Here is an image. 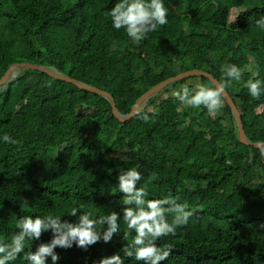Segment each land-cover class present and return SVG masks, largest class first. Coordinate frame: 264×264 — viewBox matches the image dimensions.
Returning a JSON list of instances; mask_svg holds the SVG:
<instances>
[{
    "label": "trees",
    "instance_id": "trees-1",
    "mask_svg": "<svg viewBox=\"0 0 264 264\" xmlns=\"http://www.w3.org/2000/svg\"><path fill=\"white\" fill-rule=\"evenodd\" d=\"M118 2L0 0V78L13 64L39 65L108 93L127 115L142 94L168 78L199 70L225 82L222 66L235 64L243 79L226 92L248 141L264 143V95L254 99L244 87L256 71L264 81V29L256 26L264 0H163L167 25L139 45L107 15ZM187 80L157 91L120 123L105 97L16 68L0 85V240L10 241L24 215L74 223L69 214L78 206L94 219L122 215L118 176L137 167L147 199L179 196L193 212L175 236L157 241L172 246L162 264H264V155L239 143L225 102L214 117L181 105L171 93ZM4 134L19 143H4ZM120 225L108 244L58 247V264H98L117 253L124 264H143L121 251L135 233L124 241L122 219ZM51 238V231L44 233L32 250ZM11 264L27 262L21 254Z\"/></svg>",
    "mask_w": 264,
    "mask_h": 264
},
{
    "label": "clouds",
    "instance_id": "clouds-1",
    "mask_svg": "<svg viewBox=\"0 0 264 264\" xmlns=\"http://www.w3.org/2000/svg\"><path fill=\"white\" fill-rule=\"evenodd\" d=\"M111 17L112 25L116 30L124 29L128 37L139 45L148 34L155 32L158 27L167 25L168 9L163 0H120L107 13ZM256 26L264 29V17L256 21ZM225 82H213L212 86L196 84L190 88L188 84L180 90L173 91L172 96L181 105L195 109H206L209 116H216L224 107L226 88L232 81L240 82L243 71L235 64H225L221 68ZM259 72H253L252 77L244 83L251 97L259 99L264 95V81L256 79ZM180 111V109H177ZM145 123L150 117L147 113L141 116ZM4 143L17 145L19 141L10 135L4 134ZM264 155V149L261 150ZM155 177H149V180ZM144 179L137 167L127 168L118 176V191L123 193L122 215L113 211L107 215L94 219L92 213L83 212L82 207H72L70 217L76 222L62 220L58 215L31 216L24 215L18 218V231L10 241L0 240V264H11L23 254L27 264H58L60 256L55 249H70L74 245L87 250L100 241L108 244L113 241L114 235L120 231V221L126 225L123 240L127 241L131 233V243L123 246L121 251L129 258L143 262V264H162L172 253V246H159L157 241L175 236L180 227L189 223L193 212L188 210L187 204L179 203V196L169 194L163 199H147L149 193L145 187H138ZM25 200V205H27ZM171 215V219L169 218ZM106 226V227H105ZM51 231L49 242H41L35 251L32 250L34 241L41 240L44 233ZM31 242V243H30ZM27 249V251H26ZM98 264H124L119 253L103 257Z\"/></svg>",
    "mask_w": 264,
    "mask_h": 264
},
{
    "label": "water",
    "instance_id": "water-1",
    "mask_svg": "<svg viewBox=\"0 0 264 264\" xmlns=\"http://www.w3.org/2000/svg\"><path fill=\"white\" fill-rule=\"evenodd\" d=\"M16 68H27V69H30V70L38 71L40 73L46 74L47 76H49L50 78H53L55 80H58V81H61V82L67 83V84L74 85V86L78 87L81 90H84V91H87L89 93L105 97L110 103L112 116L117 121H119L120 123H124V122L128 121L129 119H131L132 117L136 116L138 114V112H139V107H140L142 102L147 100L151 95H153L157 91L162 90L166 86H168V85H170V84H172V83H174L176 81L188 79V78H191V77H203V78L207 79L211 84L213 82H217L210 74H208L206 72H203V71H199V70H191V71L180 73V74L176 75L175 77L168 78V79L158 83L157 85L151 87L150 89H148L144 94H142L136 100L134 105L131 107L130 112L127 115H122L116 109L114 99L108 93L103 92V91H101L99 89H96V88L84 87L78 81H76V80H74L72 78L53 74V73L49 72L48 70H46L45 68H43L42 66H39V65H32V64H28V63L11 65L6 70L4 75L0 78V85H2L8 79V77L11 75V73ZM224 102L229 107V109L233 113V116L235 117V120H236V123H237V134H238L239 143L242 144V145H245V146L252 147V148H254L256 150H260V151L262 149H264V143H260V142L252 143V142L248 141V139L246 138V135H245V132L243 130V126H242V123H241V120H240L239 113H238L235 105L233 104L232 100L230 99L229 95L227 94V92H226V95L224 97Z\"/></svg>",
    "mask_w": 264,
    "mask_h": 264
},
{
    "label": "rangeland",
    "instance_id": "rangeland-1",
    "mask_svg": "<svg viewBox=\"0 0 264 264\" xmlns=\"http://www.w3.org/2000/svg\"><path fill=\"white\" fill-rule=\"evenodd\" d=\"M185 84H188L189 86L194 88L196 84H201V82H200V80L197 77H191V78H188V80L185 82ZM163 96H167V94H164ZM220 114L221 113H219L217 115H220ZM236 155H238L239 157H242L244 155V152L243 151H239Z\"/></svg>",
    "mask_w": 264,
    "mask_h": 264
}]
</instances>
